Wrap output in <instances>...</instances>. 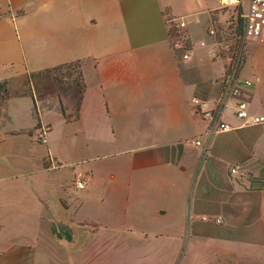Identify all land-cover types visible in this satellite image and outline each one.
Returning <instances> with one entry per match:
<instances>
[{
  "label": "crops",
  "instance_id": "crops-1",
  "mask_svg": "<svg viewBox=\"0 0 264 264\" xmlns=\"http://www.w3.org/2000/svg\"><path fill=\"white\" fill-rule=\"evenodd\" d=\"M191 1L0 0V186L25 177L40 207L34 235L6 234L22 224L0 218V264H264V123L242 125L222 96L213 22L199 38L180 8ZM180 16L189 60L169 38ZM77 61L84 87L63 92L47 70ZM241 73L264 115V34ZM42 128L36 157L11 156ZM66 229L82 259L45 250L46 232L70 243Z\"/></svg>",
  "mask_w": 264,
  "mask_h": 264
},
{
  "label": "built area",
  "instance_id": "built-area-1",
  "mask_svg": "<svg viewBox=\"0 0 264 264\" xmlns=\"http://www.w3.org/2000/svg\"><path fill=\"white\" fill-rule=\"evenodd\" d=\"M226 10L231 12L227 20H218L208 29V35L213 42L209 48V55L225 64V74L222 80V96L234 101V115L242 121L244 126L259 125L264 123V115L252 113L249 104V95L245 87L253 81L242 76V68L247 55L249 41L259 39L264 34V0H216V5L211 13ZM171 24L169 38L172 48L182 60L191 59V46L188 33V22L185 16L173 17L168 21ZM202 47H207L206 40L200 42ZM196 105H202L198 98H194ZM206 117H213L210 110L203 109ZM233 129L229 123L217 120L215 131H228ZM47 129L42 128L36 133V138L42 143L47 142ZM200 145L201 140H195ZM237 167L232 171L236 172ZM78 188L84 187L83 178L76 181ZM205 220H214L221 223V217H203Z\"/></svg>",
  "mask_w": 264,
  "mask_h": 264
},
{
  "label": "rangeland",
  "instance_id": "rangeland-1",
  "mask_svg": "<svg viewBox=\"0 0 264 264\" xmlns=\"http://www.w3.org/2000/svg\"><path fill=\"white\" fill-rule=\"evenodd\" d=\"M246 1V0H245ZM205 0H199L197 3L191 1L189 6L187 4H180L182 11L190 15V19L193 21V27L199 38L204 37L206 29L210 26L211 22L216 23L218 20L224 22L231 16V12L226 10L217 11L216 13L208 14V10L205 7ZM212 17V18H211ZM222 61V60H221ZM225 64V63H224ZM81 62L75 63L70 66L60 67L51 70L49 73L52 75L56 87L60 88L63 92L71 91V88L75 82H80L81 77L79 72L81 69ZM81 83V82H80ZM75 102L78 103V96H75ZM23 140V139H22ZM19 138L16 139L15 146L12 147L10 154L11 156H25V157H36V153H39L43 149L45 144L37 143L31 145L27 141L24 142ZM39 144V145H38ZM41 144V145H40ZM8 157V155H7ZM3 160V161H2ZM2 162L7 161L6 158H2ZM5 164V163H4ZM42 173L35 174L34 177H42ZM46 176H53V173L46 174ZM3 190V191H2ZM2 191V192H1ZM8 191V193H7ZM30 188L28 186L25 177L20 175L19 179L13 182H6L0 186V218L12 215L18 222L22 224L23 229L17 231L16 229H8L7 232L11 233L13 237H24L28 234H36L33 231L38 227L39 218V206L37 205L36 198L30 194ZM10 194V195H9ZM27 196L25 197V195ZM39 203V202H38ZM7 213V215H5ZM57 233H59L57 231ZM73 231L64 230L61 231L60 235L66 236L71 239L70 243H67L64 247H59L60 242L54 236L53 232H46L43 236L46 242L45 250L49 253L63 254L76 259H82L84 254V247L74 245V237H72ZM83 243L80 241V244Z\"/></svg>",
  "mask_w": 264,
  "mask_h": 264
},
{
  "label": "trees",
  "instance_id": "trees-1",
  "mask_svg": "<svg viewBox=\"0 0 264 264\" xmlns=\"http://www.w3.org/2000/svg\"><path fill=\"white\" fill-rule=\"evenodd\" d=\"M75 63H79L78 61L77 62H72V63H67V64H62V65H60V66H57V67H55V68H53V69H50V70H47L48 72H50L51 70H54V69H57V68H60V67H64V66H70V65H73V64H75ZM79 76L81 77V79H80V82H78V80H77V82H75L73 85H75V86H78V87H80L81 89H83V87H84V83H83V80H82V72H81V69H80V72H79ZM80 101V100H79Z\"/></svg>",
  "mask_w": 264,
  "mask_h": 264
}]
</instances>
